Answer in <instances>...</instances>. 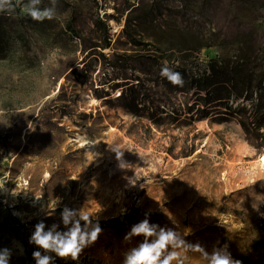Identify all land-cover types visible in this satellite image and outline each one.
<instances>
[{"label":"rangeland","instance_id":"rangeland-1","mask_svg":"<svg viewBox=\"0 0 264 264\" xmlns=\"http://www.w3.org/2000/svg\"><path fill=\"white\" fill-rule=\"evenodd\" d=\"M26 2L0 13V249L12 250L9 264H35L34 226L66 230L65 206L102 232L78 261L55 264H121L143 239L123 237L146 214L162 227L174 218L208 251L227 244L241 264H264V128L250 120L259 96L264 106V0H58L43 22ZM213 61L220 69H207L203 87ZM164 66L183 86L160 75ZM229 68L247 75L233 91Z\"/></svg>","mask_w":264,"mask_h":264},{"label":"clouds","instance_id":"clouds-1","mask_svg":"<svg viewBox=\"0 0 264 264\" xmlns=\"http://www.w3.org/2000/svg\"><path fill=\"white\" fill-rule=\"evenodd\" d=\"M41 2L42 0H27L23 4L26 15L37 22L54 19L58 0H50V6L44 8L40 7ZM15 10L13 0H0V13L12 14ZM160 75L173 85L183 86L182 75L167 66L161 68ZM111 150L116 154L119 167L126 168L127 164L122 159L123 152L112 148ZM3 187L4 185L0 184V189ZM256 207L257 205L253 208ZM170 220L174 227H162L150 223L146 214L145 219L132 225L123 237L124 242H131L134 237L143 239L121 253V264H189V258L193 255L199 257L201 264H241V261L231 257L227 244L214 245L212 250L208 251L199 242L187 241L178 222L172 217ZM61 223L66 230H58L59 225L55 223L45 230L43 221L34 226L29 243L42 250L33 251L35 264H55L56 258L78 261L83 250L93 245L102 232L99 223H94L88 215H80L77 209H69L66 206L61 211ZM11 256V249H0V264H9Z\"/></svg>","mask_w":264,"mask_h":264},{"label":"trees","instance_id":"trees-1","mask_svg":"<svg viewBox=\"0 0 264 264\" xmlns=\"http://www.w3.org/2000/svg\"><path fill=\"white\" fill-rule=\"evenodd\" d=\"M213 63H214V66H209L208 68H205L204 70H203V75H204V79H202L201 81H200V84H201V86H203L204 84H205V77H207V76H205L206 75V72H207V69L209 70V71H216V70H219L220 69V67H219V65L217 64V62H214L213 61ZM216 69V70H215ZM222 69V68H221ZM234 69V68H233ZM233 69H228V71H227V78L229 79V84L231 85L230 86V90H232V88L235 90L236 89V84H238L237 82L239 81V80H237L238 79V77L240 76V75H242V78L244 79V78H246V76L247 75H243V69H241V70H236L235 72H232V70ZM233 73H235V74H233ZM229 75H231V77H229ZM232 75H235L236 77H234V76H232ZM263 81H264V76H263V79H262ZM233 82H234V84H233ZM204 87V86H203ZM233 91V90H232ZM241 94L239 93V95H237V96H240ZM259 99H260V96L258 97V99H257V102H256V104H253V106H252V110H251V123H252V125L255 127V130L256 131H258V130H260V129H262V128H264V106L263 107H261L260 106V104H259ZM244 100H246V101H248V100H251L252 101V96H248V97H244ZM253 103V102H252ZM228 110H230V108H227ZM260 138H264L262 135H257V138H256V140L258 141ZM253 142V141H252Z\"/></svg>","mask_w":264,"mask_h":264},{"label":"bare ground","instance_id":"bare-ground-1","mask_svg":"<svg viewBox=\"0 0 264 264\" xmlns=\"http://www.w3.org/2000/svg\"><path fill=\"white\" fill-rule=\"evenodd\" d=\"M118 30H119V27L118 28L117 27H114V31L115 32H117ZM91 102H92V104H97L98 103L97 100H92ZM261 162L264 163V155L262 156Z\"/></svg>","mask_w":264,"mask_h":264}]
</instances>
